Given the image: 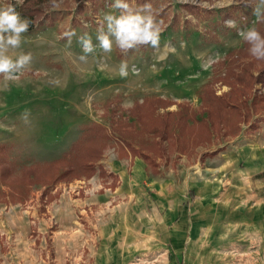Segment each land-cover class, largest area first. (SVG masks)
I'll list each match as a JSON object with an SVG mask.
<instances>
[{"label":"rangeland","instance_id":"1","mask_svg":"<svg viewBox=\"0 0 264 264\" xmlns=\"http://www.w3.org/2000/svg\"><path fill=\"white\" fill-rule=\"evenodd\" d=\"M156 1V10H167L162 15L154 10L162 29L158 48L141 47L124 55L115 46L111 53L97 46L86 62L79 59L84 53L78 38L87 32L98 45L97 22L106 13L119 15L111 7L113 0L104 1L102 8L90 0H57L59 7L51 0L39 4L42 12L34 15L20 48L13 51L14 59L30 53L29 67L7 84L0 77V149L7 157L9 179L25 166L62 157L91 121L112 132L116 126L127 128L132 120L126 109L143 98L197 107L215 63L241 47L238 31L255 27L258 20L253 15L258 0ZM7 4L21 15L23 0H0V8ZM184 4L198 5L201 14H188ZM229 11L232 16L223 19ZM229 19L236 22L234 28L225 26ZM69 31L76 33L70 43L64 37ZM122 60L128 63L127 77L119 75ZM133 65L138 74L131 71ZM214 88L218 94L227 90L219 82ZM155 109L160 114L177 110L174 104H157ZM25 111L30 112L28 123L21 119ZM254 119L257 127L251 125ZM251 122L242 123L235 136L216 135L186 153L174 150L157 157V172L140 178L138 206L126 194L113 195L109 172L98 175L92 190V182L73 180L48 187L24 184L18 193L0 178V207H8L0 209L1 217L22 213L25 207L31 220L44 218L47 227L39 222L31 229L46 231L48 252L54 248L51 236L61 240L67 233L60 264H264V113ZM113 138L102 159L116 152L119 142ZM132 139L135 145L147 140L144 134ZM94 192L109 196L108 202L95 208L85 203ZM62 209L64 216L58 215ZM7 235H0L2 250L38 247L37 240L25 244L22 233ZM37 256L40 260L41 254ZM52 256L42 258L55 264Z\"/></svg>","mask_w":264,"mask_h":264},{"label":"trees","instance_id":"2","mask_svg":"<svg viewBox=\"0 0 264 264\" xmlns=\"http://www.w3.org/2000/svg\"><path fill=\"white\" fill-rule=\"evenodd\" d=\"M43 1L23 0L20 7L21 15L33 22L34 15L42 12L39 4ZM90 1L93 6L97 5L101 8L104 1L107 3V0ZM145 2L151 3L154 10L157 8L156 5L160 4L156 0H136L137 4ZM181 7L190 15H198L202 12L201 8L194 4H184ZM156 12L157 15H162L167 10L159 8ZM232 14L233 11L225 12L222 18L226 19ZM164 20L167 19L162 18V21ZM256 23L255 28L264 36V22L257 20ZM254 63H258L257 67L253 65ZM213 67L214 71L215 68H222L223 71L219 73L213 71L211 79L201 88L202 103L197 107L193 108L185 101L174 102L160 97L143 98L141 102H135L126 109L130 119L134 120L127 123V128L116 126L112 132L107 126L91 121L62 157L25 166L18 177L8 178L7 157L0 149L2 182L15 186L19 193L23 191L21 185L24 184L48 187L53 183L69 182L82 177L89 179L97 171L102 175L105 171L97 166V163L104 156V152L112 146L109 139L113 138V135L116 138L113 139L119 142L117 147L119 158L133 159L138 156L145 163V171L151 170L154 173L158 169L156 158L165 156V152L178 150L186 153L201 143L215 140L216 135L235 136L240 132L242 123H249L254 115L264 113V90H260L264 88V60L252 57L249 54V45L243 42L241 47L226 53ZM217 82L221 86L226 85L227 90L221 94L215 92L214 85ZM256 84H259L258 88ZM150 103L156 105L151 106ZM157 104L164 107L174 104L177 110L160 114L155 109ZM135 122L140 125L139 130L135 129ZM258 122L254 119V122H251L252 127H257ZM136 134H144L147 140H141L143 144L137 140L135 145L136 140L132 138ZM110 186L115 187V180ZM51 198L52 196L48 200Z\"/></svg>","mask_w":264,"mask_h":264},{"label":"clouds","instance_id":"3","mask_svg":"<svg viewBox=\"0 0 264 264\" xmlns=\"http://www.w3.org/2000/svg\"><path fill=\"white\" fill-rule=\"evenodd\" d=\"M51 3L53 7H59L57 0H51ZM111 7L117 10L119 15L106 13L103 20L97 22L98 45L93 44L87 32L78 38L84 53L79 57L82 62L87 61L88 56L95 52L97 46L104 53H111L115 46L124 55L141 47L151 46L154 49L159 47L162 29L151 3L137 4L136 0H131V3L129 0H113ZM253 15L264 22V0H258L253 8ZM31 23L29 19L21 17L12 4L0 8V77H3L5 84L17 80V74L28 68L31 63L30 53H20L18 57L13 58V51L20 48L22 34L28 31ZM224 23L228 28L236 26V22L231 19ZM75 35V31L64 33L69 43ZM238 35L249 45V54L252 57L264 60V36L255 27L241 29ZM131 71L134 74L139 73L135 65L132 66ZM119 75L128 76L126 60L120 63ZM126 106L130 107L131 102H128ZM29 115L30 112L25 111L21 119L28 123Z\"/></svg>","mask_w":264,"mask_h":264},{"label":"crops","instance_id":"4","mask_svg":"<svg viewBox=\"0 0 264 264\" xmlns=\"http://www.w3.org/2000/svg\"><path fill=\"white\" fill-rule=\"evenodd\" d=\"M114 150V149H113ZM115 153L117 154V148ZM115 153L113 152L112 156L107 158L106 157L104 159L100 160V164L98 165L102 170L105 171V173L109 172L113 173L114 178H112L111 182L113 180H115V187L111 188V183L109 182V188L114 190L113 195L115 196H125L128 195L132 198V203L134 205L139 204L140 198H139V192H140V178L143 174H146L145 171V163L144 161L136 156L133 159L130 158H125L122 157L119 158L118 154L115 155ZM54 160V159H52ZM51 161V160H49ZM99 174L96 172L95 175H93L91 178L89 179H84L81 178L80 180L78 179L75 180L76 182H84V180L86 181V183L92 182L93 183V187L90 188V190L95 189L96 187V183L94 182V180L101 179L100 176H98ZM117 182V184H116ZM81 187V186H80ZM109 196H105L103 194H98V193H92L89 194L88 197H86L85 199L87 201H85V203H87L90 206H94L97 207L100 205V203H107ZM101 206V205H100ZM136 206V207H137ZM4 208L8 209L7 205L4 206ZM1 208L0 209H4ZM91 211V210H89ZM22 213H11L9 212V214L4 215L3 217H1V212H0V226H2L3 228L0 227V235L1 237L7 236V233H14L15 235L18 234L20 235V233H22L23 235V242L25 241V244L29 242V244H35V241L37 240L38 242V247L35 248H27L25 250H13V249H9L6 248L4 250H2V247L0 246V264H9L10 263V259H12L13 264H47L46 261H44L43 259L47 257L48 253L51 254L52 259L51 260H55L54 263L55 264H60L62 263V261L60 260V255L59 254H63L65 253L67 242H63L62 238L67 236V233L61 234L62 236L60 237L61 240H57V236H51V242L53 244L52 247V251L48 252L49 250L47 249L46 245L43 244V242H45V233L46 231L40 230L39 227H36L35 231L36 234L33 235V233L35 232L33 229L34 227H32L31 225L34 223H38L39 222H43L45 223V226H48V223L46 222V220L44 218H40L38 216V219H40V221L37 220H31L29 213L30 211L27 210V208H23ZM64 213H66L65 211L59 210L58 215L60 214L61 216H64ZM9 217L8 219L6 217ZM5 219H7V221H5ZM127 217H124V220L126 221ZM120 223V222H119ZM31 227L33 229H31ZM112 227H114L112 225ZM65 228V227H64ZM66 229V228H65ZM117 229L116 232H118V228H114ZM120 229V228H119ZM29 238V239H28ZM37 238V239H36ZM66 239V238H65ZM113 242V241H112ZM56 246V247H55ZM39 248V249H38ZM36 251V252H35ZM36 253L35 256L34 253ZM40 253L41 254V258L39 260L37 254ZM42 256L44 258H42ZM14 257V258H13ZM25 260V261H24ZM34 260V261H32ZM16 261V262H14Z\"/></svg>","mask_w":264,"mask_h":264}]
</instances>
